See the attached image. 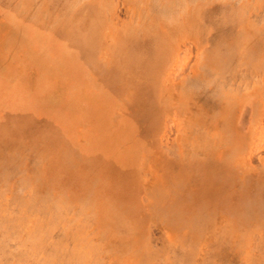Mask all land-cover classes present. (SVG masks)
Segmentation results:
<instances>
[{"label":"rangeland","instance_id":"obj_1","mask_svg":"<svg viewBox=\"0 0 264 264\" xmlns=\"http://www.w3.org/2000/svg\"><path fill=\"white\" fill-rule=\"evenodd\" d=\"M121 2L0 0V264H184L174 259L178 247L193 253L192 264H202L204 252L215 242L221 247L222 261L238 257L241 264H264V156L255 165L246 163L244 148L237 143L235 157L243 160L237 165L230 161L229 149L213 152L216 158L201 150L206 157L197 154L189 159L179 154V137L171 139L169 133L170 145L160 143L167 130L166 118L174 119L177 129L182 126L185 135L190 132L183 125L201 118L205 125L218 123L208 133L219 137L224 134L222 126L230 125L233 132L238 129L242 137L247 128H253L252 149L259 154L264 151L263 84L242 92L233 110L223 99L217 108L204 105L201 111L194 110V95H180L179 100L163 95L162 85L167 73L184 74L204 47L212 45L217 49L204 54L215 53L217 62L207 61L208 54L204 57L214 71L264 69L259 60L264 55V27L262 23L251 25L249 16L251 10L259 13L262 1L160 0L162 5L179 9L170 25L144 14L155 0ZM213 34L217 37L208 43ZM250 53L252 61L248 60ZM211 118L215 123L211 124ZM205 169L210 180L214 170L220 171L215 176L221 187L214 199L211 195L216 188L212 192L196 188ZM247 179L249 186H240ZM57 207L65 209L64 231L55 222ZM42 209H47L46 218H42ZM204 215L210 217L208 226L200 230L195 223ZM9 222L15 230H8ZM42 229L50 231L40 244L36 232ZM230 247L241 253L237 255Z\"/></svg>","mask_w":264,"mask_h":264},{"label":"bare ground","instance_id":"obj_2","mask_svg":"<svg viewBox=\"0 0 264 264\" xmlns=\"http://www.w3.org/2000/svg\"><path fill=\"white\" fill-rule=\"evenodd\" d=\"M14 1V0H13ZM75 1V0H74ZM122 2H123V0H121ZM126 1V0H125ZM156 2H155V4H150V5H148V6H150V7H148L147 9H146V12L144 11V10H142V11H144V14L145 15H147L148 16V14L151 16V19L153 18V19H156V21H157V19H162L164 22H166V23H168L169 25H170V23H171V20L173 19V17L175 16V15H177V11L179 10H177V9H175V8H172V6L173 5H167V4H165L164 2H163V5L161 4L162 2H160V0H155ZM165 1V0H164ZM190 1H195V0H190ZM201 1V0H200ZM234 1V0H233ZM262 1V5H261V10H259V13H258V10L256 9V10H254V11H252L251 10V13H250V19H251V25H253V24H256V25H259L260 23H262V25H263V27H264V0H261ZM17 2V1H16ZM27 2V1H26ZM38 2H39V0H38ZM113 2H114V0H113ZM122 2H121V5H122ZM152 2V1H151ZM167 2V1H166ZM28 3H29V1H28ZM116 3V2H115ZM124 3H126V2H124ZM128 3H129V1H128ZM130 3H131V1H130ZM133 3V2H132ZM169 3V2H168ZM183 3H186V2H183ZM11 4V3H10ZM9 4V5H10ZM71 4H72V2H71ZM118 4V3H117ZM143 4V3H142ZM188 4V3H187ZM193 4V3H192ZM226 5H227V3H225ZM233 4V3H232ZM251 4V3H250ZM124 5L125 4H123V7H124ZM133 5L134 6H137V3L136 2H134L133 3ZM140 5V4H139ZM138 5V6H139ZM189 5V4H188ZM15 6H16V4H15ZM26 7H28V5H25ZM24 6V7H25ZM71 6V5H70ZM73 6V5H72ZM71 6V7H72ZM116 6V5H115ZM120 6V5H119ZM118 6V7H119ZM132 6V5H131ZM130 6V7H131ZM141 6V5H140ZM179 6H181V3H180V5ZM182 6H184V5H182ZM213 6V5H212ZM247 6H248V4H247ZM40 7V6H39ZM70 7V8H71ZM108 7V6H107ZM120 7H122V6H120ZM122 7V8H123ZM143 7V6H142ZM177 7V6H176ZM225 7H227L228 8V6H225ZM231 7V6H230ZM240 7H242V6H239V8ZM249 7V6H248ZM254 7V6H253ZM19 8H20V6H19ZM113 8H114V6H113ZM121 8V9H122ZM136 8H138V7H136ZM179 8V7H178ZM209 7H207L206 9H208ZM218 8H219V6H218ZM222 8V7H221ZM23 9V8H22ZM31 9V8H30ZM39 9V8H38ZM108 9V8H107ZM111 9H112V6H111ZM121 9H119V10H121ZM125 9V8H124ZM127 9V8H126ZM226 9V8H225ZM27 10V9H26ZM40 10V9H39ZM47 10V9H46ZM49 10V9H48ZM52 10V9H51ZM110 10V9H109ZM113 10V9H112ZM118 10V11H119ZM130 10V9H129ZM128 10V11H129ZM180 10H182V8H180ZM209 10H211V8L209 9ZM18 11V10H17ZM116 11H117V9H116ZM127 11V12H128ZM141 11V10H140ZM221 11V10H220ZM38 12V11H37ZM36 12V13H37ZM49 12V11H48ZM109 12V11H108ZM114 12V11H113ZM125 12V11H124ZM131 12H132V10H131ZM182 12V11H181ZM210 12V11H209ZM208 12V13H209ZM225 12V11H224ZM35 13V14H36ZM82 13H83V11H82ZM121 13V12H120ZM221 13V12H220ZM232 13V12H231ZM248 13V12H247ZM49 14H50V12H49ZM58 14V13H57ZM56 14V15H57ZM64 14V13H63ZM113 14V13H112ZM134 14V13H133ZM206 13H204V15H205ZM211 14V13H210ZM213 14V13H212ZM218 14H219V12H218ZM226 14V13H225ZM21 15L22 16H24V14H22L21 13ZM20 15V16H21ZM41 15V14H40ZM121 15V14H120ZM123 15V14H122ZM130 15V14H129ZM179 15H182L181 13H179ZM207 15V14H206ZM216 15V14H215ZM235 15V14H234ZM114 16V15H113ZM141 16V15H140ZM139 16V17H140ZM149 16V17H150ZM36 17V16H35ZM55 17V16H54ZM108 17V16H107ZM122 17V16H121ZM132 17V16H131ZM209 17H211V16H209ZM208 17V18H209ZM212 17H216V16H212ZM211 17V18H212ZM24 18H25V16H24ZM112 18V17H111ZM203 18V17H202ZM206 18V17H205ZM210 18V19H211ZM219 18V17H218ZM217 18V19H218ZM249 18V17H248ZM29 19V18H28ZM41 19H42V17H41ZM115 19V18H114ZM177 19V18H176ZM216 19V20H217ZM235 19V18H234ZM237 19V18H236ZM48 20V19H47ZM59 20V19H58ZM132 20V19H131ZM148 20H150V19H148ZM201 20H203V19H201ZM231 20V19H230ZM233 20V19H232ZM51 21V20H50ZM106 21V20H105ZM151 21V20H150ZM206 21V20H205ZM204 21V22H205ZM211 21V20H210ZM238 21V20H237ZM241 21V20H240ZM239 21V22H240ZM250 21V20H249ZM107 22V21H106ZM130 22V21H129ZM153 22V21H152ZM248 22V21H247ZM42 23V22H41ZM146 23V22H145ZM144 23V24H145ZM234 23V22H233ZM238 23V22H237ZM107 24V23H106ZM136 24V23H135ZM138 24V23H137ZM152 24V23H151ZM154 24H155V22H154ZM235 24V23H234ZM132 25V24H131ZM146 25V24H145ZM158 25V24H157ZM236 25V24H235ZM247 25V24H246ZM50 26V25H49ZM56 26V25H55ZM91 26H93V25H91ZM91 26H89V27H91ZM118 26V25H117ZM123 26H125V23L123 24ZM126 26H127V24H126ZM234 26V25H233ZM232 26V27H233ZM240 26V25H239ZM243 26V25H242ZM249 26V25H248ZM52 27V26H51ZM51 27H49V28H51ZM89 27H87V28H89ZM109 27H110V25H109ZM135 27V26H134ZM148 27V26H147ZM146 27V28H147ZM155 27H156V25H155ZM190 27V26H189ZM44 28V27H43ZM112 28H113V25H112ZM119 28V27H118ZM129 28V27H128ZM143 28V27H142ZM161 28H163V27H161ZM180 28H182V26L180 27ZM191 28V27H190ZM247 28V27H246ZM260 28V27H259ZM132 29H133V27H132ZM139 29H140V27H139ZM165 29V28H164ZM166 29H170L169 27L168 28H166ZM165 29V31H167ZM182 29H185L184 27L182 28ZM194 29V28H193ZM204 29V28H203ZM129 30V29H128ZM178 30V29H177ZM195 30V29H194ZM201 30V29H200ZM261 30V29H260ZM107 31H109V30H107ZM125 31V30H124ZM133 31V30H132ZM141 31V30H140ZM201 31H203V30H201ZM256 31V30H255ZM263 31H264V28H263ZM180 32V31H179ZM184 32V31H183ZM198 32V31H197ZM250 32V31H249ZM166 33V32H165ZM240 33L242 34V32H241V29H240ZM181 34V33H180ZM201 34V33H200ZM203 34V33H202ZM256 34V33H255ZM258 34V33H257ZM140 35V34H139ZM138 35V36H139ZM167 36L169 35V34H166ZM171 35V34H170ZM183 35V34H182ZM185 35H186V33H185ZM238 35V34H237ZM104 36V35H103ZM207 36V35H206ZM251 36V35H250ZM82 37V36H81ZM95 37V36H94ZM110 37V36H109ZM112 37V36H111ZM174 37V36H173ZM180 37V36H179ZM193 37V36H192ZM195 37V36H194ZM212 37H213V40H215L214 38L215 37H217V36H215V34H213V35H211L206 41H208V43H212ZM241 37V36H240ZM252 37V36H251ZM105 38V37H104ZM187 38V37H186ZM202 38V37H201ZM102 39V38H101ZM167 39H168V37H167ZM180 39V38H179ZM197 39V38H196ZM195 39V40H196ZM229 39V38H228ZM232 39V38H231ZM262 39V38H261ZM95 40V39H94ZM99 40H100V38H99ZM169 40H171L170 39V37H169ZM181 40V39H180ZM180 40H178V41H180ZM223 40V39H222ZM234 40V39H233ZM245 41H246V44L248 45L249 43H250V39H244ZM253 40V39H252ZM103 41V40H102ZM159 41H160V39H159ZM172 41H173V39H172ZM198 41V40H197ZM200 41H201V39H200ZM205 41V42H206ZM96 42V44H98V41H95ZM99 42H101V41H99ZM161 42V41H160ZM216 42H218V41H216ZM237 42V41H236ZM235 42V43H236ZM263 42V41H262ZM261 42V43H262ZM103 43H104V41H103ZM109 43V42H108ZM178 43H180V42H178ZM188 44L187 45H189V46H191V47H193L192 46V43H190V42H187ZM200 43V42H199ZM220 43V42H219ZM254 43H257V42H254ZM93 44V43H92ZM253 44V41H251V44H250V46ZM259 44V43H258ZM91 45V44H90ZM95 45V44H94ZM107 45V44H106ZM115 45V44H114ZM194 45V44H193ZM203 45V44H202ZM230 45V44H229ZM103 46V45H102ZM168 46H170V44L168 43ZM180 46L182 47V45H181V43H180ZM199 46V45H198ZM208 46H210V45H208ZM223 46V45H222ZM235 46V45H234ZM233 46V47H234ZM255 46V45H254ZM257 46H260V45H257ZM263 46V45H262ZM95 47V46H94ZM96 47H99L98 45H96ZM204 47V46H203ZM211 47H213V48H211ZM211 47H208V48H205L204 47V50L201 52V57L200 58H197V59H195L196 61H195V63H194V65L191 67H188L187 66V69L185 70V72H184V74H183V71L182 72H174V73H167L162 79H163V81H162V85H163V87H164V94L163 95H167V96H169V95H175L176 97H177V99H179L180 100V95H194V97H192L193 98V101H194V104H195V106L197 107V108H195L194 110L195 111H201V109L204 107V105H206V106H210L211 108L212 107H218V105H219V100H223V99H226L227 100V102H225V104H227V106L229 107V110L231 109V110H233L232 109V107H234L235 108V105L236 104H239L237 101L240 99V95H241V93L242 92H245L246 90H251L253 87H254V85H257V86H260V85H264V80H263V78H264V76H262L263 75V73H264V69H262L261 67L262 66H258V69L256 68V69H254L253 67H248V68H246V67H244V68H235L234 67V69L232 70V72H227V71H224L223 69H222V71H224V72H222V73H219L218 71H219V69H218V71L217 70H213V66L212 65H210L211 63H209V65H207L206 63V60H205V57H204V55H206V54H208V52L210 51V52H212V50L213 49H217V47H214V45H212ZM122 48H124L123 46H122ZM168 48V47H167ZM167 48H165V49H167ZM211 48V49H210ZM240 48H242V47H240ZM244 48V47H243ZM250 48V47H249ZM255 48V47H254ZM99 49V48H98ZM173 49V48H172ZM181 49V48H180ZM208 49V50H207ZM219 49V48H218ZM226 48H224V50H225ZM238 49H239V47H238ZM247 49V48H246ZM261 49V48H260ZM168 51H169V49H167ZM197 50V49H196ZM208 51L206 54H204L205 53V51ZM244 50V49H243ZM259 50V49H258ZM241 51H242V49H241ZM252 51V50H251ZM255 51V50H254ZM260 51V50H259ZM106 53V52H105ZM176 53V52H175ZM198 53V52H197ZM259 53V52H258ZM263 53V52H262ZM104 54V53H103ZM111 54V53H110ZM127 54V53H126ZM181 54V53H180ZM230 54V53H229ZM228 54V55H229ZM233 54V53H232ZM254 54H256V53H254ZM260 54V53H259ZM264 54V53H263ZM123 55V54H122ZM196 55V54H195ZM110 56V55H109ZM174 56V55H173ZM182 56V55H181ZM198 56V55H197ZM222 56V55H221ZM126 57V56H125ZM170 57V56H169ZM215 57H217V55L215 54V53H213V54H208V56H207V61L208 60H211L213 63H215V62H217V60H215L214 58ZM227 57H229L230 58V56H227ZM246 57V56H245ZM104 58V57H103ZM111 58V57H110ZM152 58H153V56H152ZM155 58V57H154ZM159 58H161V57H159ZM178 58V57H177ZM176 58V59H177ZM260 58V57H259ZM117 59V58H116ZM156 59V58H155ZM162 60H163V58H161ZM169 59V58H168ZM171 59H172V57H171ZM179 59V58H178ZM177 59V60H178ZM186 59V58H185ZM184 59V60H185ZM217 59V58H216ZM226 59V58H225ZM127 60V59H126ZM164 60H165V58H164ZM181 60V59H180ZM248 60H250V61H252V60H254V56H253V54H249L248 55ZM259 60H263V63H264V55L259 59ZM114 61V60H113ZM122 61V60H121ZM174 61V60H173ZM114 62H116V61H114ZM160 62L161 63H163L164 61H161L160 60ZM166 62V61H165ZM169 62V61H168ZM168 62H167V64H168ZM171 62V61H170ZM179 62H181V61H179ZM110 63V62H109ZM119 63V62H118ZM125 63V62H124ZM137 63V62H136ZM193 63V62H192ZM219 63V62H218ZM221 63V62H220ZM244 63V62H243ZM108 64V63H107ZM119 64H122V62L121 63H119ZM147 64V63H146ZM170 64V63H169ZM177 64V63H176ZM189 64V63H188ZM233 64V63H232ZM260 64V63H259ZM113 65V64H112ZM126 65V64H125ZM165 65V64H164ZM216 65V64H215ZM231 65V64H230ZM261 65V64H260ZM116 66V65H115ZM163 66V65H162ZM161 66V67H162ZM166 66V65H165ZM180 66H182V65H180ZM225 67V66H224ZM237 67V66H236ZM196 68V70H197V72H195V74H193V72H194V69ZM122 69V68H121ZM161 69V68H160ZM230 69V68H229ZM122 71V70H121ZM163 71V70H162ZM164 71H165V69H164ZM129 72V71H128ZM130 73V72H129ZM128 73V74H129ZM133 73V72H132ZM161 73L162 72H160V75H161ZM164 73V72H163ZM147 74V73H146ZM193 74V75H192ZM143 76H144V74H142ZM133 76V75H132ZM161 77V76H160ZM145 78H147L148 79V77L146 76ZM144 78V79H145ZM171 80H170V79ZM138 79H139V76H138ZM142 79V78H141ZM161 80V79H160ZM152 81H147V83H151ZM160 82V81H159ZM160 86V85H159ZM158 86V88H160ZM151 87H152V85H151ZM153 88V87H152ZM155 89V87L153 88V90ZM157 89V88H156ZM156 89H155V91H156ZM161 89H162V87H161ZM228 89H230V91L228 92V93H226L227 91H228ZM163 90V89H162ZM171 90V91H170ZM227 90V91H226ZM152 91V90H151ZM154 91V92H155ZM226 91V92H225ZM253 93V92H252ZM152 94V93H151ZM156 94H158L157 92H156ZM226 94H227V96H226ZM250 95V94H249ZM173 96L171 97V98H173ZM244 96V95H243ZM246 96V95H245ZM260 96H261V93H260ZM158 97H160V95L158 96ZM163 97V96H162ZM166 97V96H165ZM171 98H169V99H171ZM242 98V97H241ZM248 98V97H247ZM246 98V99H247ZM158 99V98H157ZM173 100V99H172ZM241 100V99H240ZM159 101V100H158ZM259 101H260V99H259ZM167 102H169V100L167 101ZM175 102V101H174ZM178 103H179V101H178ZM178 103H175V105H177ZM181 103V102H180ZM168 104V103H167ZM224 104V103H223ZM259 104V103H258ZM182 105V104H181ZM184 106V105H183ZM239 106V105H238ZM259 106V105H258ZM262 108L264 109V100L262 101ZM178 107V106H177ZM188 107V106H187ZM241 107V106H240ZM165 108V107H164ZM238 108V107H237ZM255 108V107H254ZM253 108V109H254ZM182 109H183V107H182ZM187 109V108H186ZM185 109V110H186ZM180 109H178V111H179ZM211 110V109H210ZM217 110V109H216ZM164 111L167 113V110H166V108L164 109ZM175 112H177V110L175 109L174 110ZM184 111V110H183ZM190 111V110H189ZM190 113V112H189ZM193 114H194V112H192ZM199 113V112H198ZM231 113V112H230ZM257 113V112H256ZM165 114V113H164ZM182 114V113H181ZM185 114H187V112L185 111ZM197 114V113H196ZM245 114V113H244ZM243 114V115H244ZM254 114H255V112H254ZM168 115V114H167ZM177 115V114H176ZM188 115V114H187ZM195 115V114H194ZM173 116V115H172ZM180 116V115H179ZM182 116V115H181ZM189 116V115H188ZM229 116V115H228ZM177 117V116H176ZM206 117V116H205ZM231 117V116H230ZM236 117H237V115H236ZM256 117V116H255ZM171 118V117H170ZM170 118H166V120H165V122H166V126H167V130L165 131L164 129V133L160 136V143H168V145H170V143L168 142L169 141V133H171V134H173V136L171 137V139H178V137L180 138V140H181V153H179L180 155L182 154L183 155V157H189V159H192V158H195V156H197V154H200V156H203V157H206L207 155H202V153H201V150H203V151H205V153L207 152V153H210V157H212V158H216L217 156H215L214 155V153L213 152H216V153H221V152H224L225 150H228L229 149V151H230V153H232V154H229V159H230V161L232 162V163H243V160H239V159H236V152H237V150L239 149V145L237 144V143H239L240 145H241V147L242 148H244V154H246V160H244V162H246V163H254V165L256 164V163H260L261 161V158L260 157H262V156H264V151H261V154H259L258 152H254L253 151V149H252V146H251V144H252V137L254 136V135H256V133L253 131V128H247L246 126V128H247V130L246 131H244V134H243V137L241 136V134H238L239 133V130L237 129H235V131L233 132L232 130V127H230V125H226V126H222L223 128H224V134H222L220 137H219V134H214V135H209V131H210V129L212 128V126L213 127H215L217 124L215 123V119L214 118H211V124L212 123H215V125H205L204 124V122H203V120H201V118H200V120H195L192 124L191 123H189V124H186V125H183L185 128H188L189 129V135H185V133H182V126H181V129L179 130V129H177L176 128V124H175V120L173 119H170ZM187 118V117H186ZM191 118V117H190ZM209 118V117H208ZM235 118V117H234ZM243 118H244V116H243ZM248 118V117H247ZM246 118V119H247ZM259 118V117H258ZM189 119V118H188ZM250 119V118H249ZM253 119V118H252ZM187 120V119H186ZM208 120V119H207ZM217 122H219V121H217ZM262 126H261V128L262 127H264L263 125H264V118H262ZM206 123V122H205ZM165 124V123H164ZM185 124V123H184ZM231 124V123H230ZM165 126V127H166ZM218 126V125H217ZM233 126V125H232ZM164 127V128H165ZM227 128V129H226ZM258 128H260V127H258ZM245 129V128H244ZM184 130H186V129H184ZM261 130V129H260ZM260 130H259V134H261L260 133ZM258 131V130H257ZM186 132H188V131H186ZM233 132V133H232ZM236 132V133H235ZM258 134V133H257ZM258 134V135H259ZM160 135V134H159ZM237 135L240 137L238 140H237ZM257 135V136H258ZM235 138H236V140H235ZM242 138L244 139L243 141L245 142V143H241V141H242ZM262 139V138H261ZM255 140V139H254ZM257 140V139H256ZM172 141V140H171ZM188 142V143H187ZM185 143H187V144H185ZM192 143V144H191ZM262 143V142H261ZM173 144V143H172ZM190 144V145H189ZM262 144H264V143H262ZM163 145V144H162ZM167 145V146H168ZM229 145V146H228ZM255 145H257V143L255 142V144H254V148H255ZM261 146V145H260ZM262 147V146H261ZM163 148V147H162ZM173 149V148H172ZM175 149V148H174ZM247 149V150H246ZM257 149H259V148H257ZM262 149V148H261ZM172 151V150H171ZM158 152H159V150H158ZM167 153H168V151H167ZM170 154H169V156H173V154H172V152H169ZM31 154V153H30ZM157 154V153H156ZM18 155V154H17ZM19 156V155H18ZM161 156V155H160ZM34 157V156H33ZM157 157H159V156H157ZM228 157V156H227ZM30 159V158H29ZM243 159H244V157H243ZM23 160V159H22ZM31 160H32V158H31ZM33 160H34V158H33ZM32 160V162H35L36 161V158H35V160L33 161ZM38 160V159H37ZM204 160H206L207 162H208V158H204ZM228 160V159H227ZM38 162V161H37ZM37 162H35V163H37ZM23 163V162H22ZM34 163V164H35ZM236 163V164H237ZM38 164V163H37ZM36 164V165H37ZM238 165V164H237ZM149 167V166H148ZM163 167V166H162ZM239 168H240V166H238ZM256 167V166H255ZM14 168V167H13ZM147 168V167H146ZM248 168H250V167H248ZM14 169H16V168H14ZM13 169V170H14ZM12 170V171H13ZM144 170V169H143ZM147 170V169H146ZM221 170V169H220ZM20 171V170H19ZM207 171V169H205V170H203L202 171V177L198 180V184L196 185V188H199V189H203L204 191H208V192H212V191H214L215 189L214 188H216V190H215V192H214V194H212L211 195V197H212V199H214L215 197H213V195H217L218 194V192H219V189H220V184H218L219 183V181H218V179L216 178V174H218V173H220V171H218V173H217V170H214V178H212L211 180H212V183H211V180H210V177H209V174H208V172H206ZM249 171V170H248ZM262 171V170H261ZM143 172V171H142ZM247 172V171H246ZM20 173V172H19ZM147 173V172H146ZM256 173V172H255ZM254 173V174H255ZM262 173H263V171H262ZM261 174V173H260ZM144 176V175H143ZM146 176V175H145ZM260 176V175H259ZM262 176H264V174H262ZM16 177V176H15ZM20 177V176H19ZM22 177H23V175H22ZM21 177V178H22ZM144 178V177H143ZM149 178V177H148ZM154 178V177H153ZM260 178H262V177H260ZM11 180V179H10ZM143 180V179H142ZM23 181V180H22ZM30 181V180H29ZM264 181V180H263ZM20 182V181H19ZM27 182V181H26ZM228 182V181H227ZM239 182V181H238ZM237 182V183H238ZM30 183H31V181H30ZM13 184V183H12ZM29 184V183H28ZM144 184V183H143ZM229 184V187H230V185H231V183H228ZM240 186H243V187H246V186H249V179H247V181H242L241 183H240ZM0 187H2V186H0ZM11 187V186H10ZM28 187V186H27ZM143 188H145V187H143ZM144 190V189H143ZM2 191V190H1ZM11 191V190H10ZM13 192V191H12ZM217 192V193H216ZM13 194V193H12ZM14 194H16L15 193V191H14ZM2 195V194H1ZM19 198V197H18ZM103 198H106V197H103ZM21 199V198H20ZM19 200V199H18ZM24 197H23V202H24ZM55 200V199H54ZM85 200V199H84ZM106 200H107V198H106ZM86 201V200H85ZM84 201V202H85ZM96 201V200H95ZM108 201V200H107ZM29 201H27V203H28ZM77 202H79V201H77ZM138 202H141L140 200L138 201ZM144 202V201H143ZM17 203V202H16ZM22 203V202H21ZM42 203V202H41ZM59 203H61V202H59ZM65 203V202H64ZM64 203H62V204H64ZM89 203V202H88ZM1 204V203H0ZM20 204V203H19ZM18 204V205H19ZM34 204V203H33ZM43 204V203H42ZM77 204V203H76ZM29 205V204H28ZM65 205V204H64ZM81 205H86V204H81ZM79 206H80V204H79ZM143 206V205H142ZM10 207V206H9ZM18 207V206H17ZM28 207H30V206H28ZM81 207V206H80ZM85 207V206H84ZM1 208V207H0ZM3 208V207H2ZM5 208H8V207H5ZM5 208H4V210H5ZM148 208V207H147ZM18 209H20L19 207H18ZM88 210H89V208H87ZM142 209V208H141ZM65 209H62V208H59V207H57V214H56V219H55V222L58 224V226H59V228H61L63 231H64V229L65 228H67V222H65L64 221V213H63V211H64ZM119 210V209H118ZM24 211V210H23ZM47 211V209H42V218H46V214H44L45 212ZM146 212V211H145ZM231 212V211H230ZM3 213H4V211H3ZM23 213V212H22ZM25 213V212H24ZM21 214V213H20ZM19 214V215H20ZM26 214V213H25ZM49 214H51L50 212H49ZM81 214V213H80ZM1 215H3V214H1ZM11 215V214H10ZM36 216V215H35ZM78 216V215H77ZM92 216H90V218H91ZM116 217V216H115ZM212 217V216H211ZM233 217V216H232ZM82 218H83V216H82ZM93 218V217H92ZM200 218V217H199ZM210 217H209V215L207 216V215H204L203 216V218H201L197 223H195V226H196V228H199L200 230H202V228H205L206 226H208V219H209ZM215 218H216V216H215ZM69 219V218H68ZM123 219V218H122ZM121 219V220H122ZM156 219V218H155ZM76 220V219H75ZM85 220V219H84ZM127 220V219H126ZM226 220V219H225ZM92 221V220H91ZM118 221V220H117ZM125 221V220H124ZM172 221H174L173 219L171 220V222ZM194 221H195V219H194ZM220 221V220H219ZM218 221V222H219ZM222 221V220H221ZM239 221V220H238ZM47 222V221H46ZM74 222V221H73ZM87 222V221H86ZM114 222H115V220H114ZM122 222V221H121ZM241 222V221H240ZM10 223V222H9ZM7 224L8 225V230H15V225L14 224H12V223H10V224ZM88 223V222H87ZM126 223V222H125ZM128 223V222H127ZM150 223V222H149ZM222 223H223V221H222ZM56 224V225H57ZM82 224V223H81ZM91 224V223H90ZM187 224V223H186ZM262 224V223H261ZM75 225V224H74ZM152 225H153V223H152ZM216 225V224H215ZM222 225V224H221ZM232 225V224H231ZM77 226H79V224L77 225ZM126 226V225H125ZM156 226V225H155ZM187 226H189V225H187ZM217 226V225H216ZM124 227V226H123ZM122 227V224H121V228H123ZM235 227V226H234ZM19 228V227H18ZM93 228H94V226H93ZM119 229H120V227H118ZM188 228V227H187ZM210 228H212V227H210ZM236 228V227H235ZM24 229V228H23ZM59 230V231H61V233H62V230ZM189 229V228H188ZM50 230L49 229H42V230H38L36 233H37V235H38V237L40 238V239H38V243H40V244H42V242H41V240H44V238H45V235L49 232ZM69 231V230H68ZM77 231H79V230H77ZM91 231V230H90ZM160 231V230H159ZM213 230H211V232H212ZM258 231H259V229H258ZM70 232V231H69ZM74 232V231H73ZM119 232H121V231H119ZM135 232V231H134ZM151 232V231H150ZM216 232V231H215ZM66 233V232H65ZM91 233V232H90ZM154 233V232H153ZM160 233H162V232H160ZM257 233V232H256ZM58 234V233H57ZM74 234H75V232H74ZM93 234V233H92ZM259 234V233H258ZM77 235V234H76ZM95 235V234H94ZM151 235V234H150ZM57 236V235H56ZM75 236V235H74ZM98 236V235H97ZM156 236V235H155ZM96 237V236H95ZM95 237H94V239H95ZM199 237V236H198ZM213 237V236H212ZM42 238V239H41ZM51 238V237H50ZM67 238V237H66ZM102 238V237H101ZM151 238V237H150ZM251 238V237H250ZM48 239V238H47ZM62 239V238H61ZM175 239V238H174ZM11 240V239H10ZM52 240H53V238H52ZM51 240V241H52ZM57 240H58V237H57ZM77 240V239H76ZM80 240V239H79ZM84 240V239H83ZM155 240V239H154ZM162 240V239H161ZM173 240V239H172ZM176 240V239H175ZM212 240V239H211ZM49 241V240H48ZM56 241V240H55ZM59 241V240H58ZM73 241H75V240H72V242ZM78 241V240H77ZM89 241H90V239H89ZM102 241V240H101ZM174 241V240H173ZM179 241V240H178ZM187 241V240H186ZM199 241V240H198ZM230 241H232L231 239H230ZM63 242H65V241H63ZM71 242V243H72ZM79 242V241H78ZM77 242V243H78ZM83 242V241H82ZM135 242V241H134ZM163 242V241H162ZM166 242V241H165ZM185 242V240L183 241V243ZM204 242V241H203ZM70 243V244H71ZM97 243V242H96ZM101 243V242H100ZM161 243V242H160ZM160 243H159V245H160ZM85 244H86V242H85ZM88 244V243H87ZM99 244V243H98ZM103 244V243H102ZM102 244H100V245H102ZM141 244V243H140ZM180 244H182V243H180ZM90 245V244H89ZM172 245V244H171ZM205 245V244H204ZM56 246H60V245H56ZM68 246V245H67ZM78 246V245H77ZM95 246V245H94ZM135 246V245H134ZM140 246V245H139ZM47 247V246H46ZM54 247V246H53ZM62 247V246H61ZM175 247V246H174ZM63 248H64V246H63ZM93 248H96V247H93ZM92 248V249H93ZM99 248V247H98ZM138 248V247H137ZM142 248V247H141ZM190 248V247H189ZM206 248V247H205ZM238 248V247H237ZM9 249V248H8ZM62 249V248H61ZM134 249V248H133ZM157 249H158V247H157ZM163 249V248H162ZM161 249V250H162ZM72 250V249H71ZM81 250V249H80ZM135 250V249H134ZM153 250V249H152ZM204 250V249H203ZM236 247H230V251H234L237 255L239 254V253H241V251H239V252H236ZM264 250V249H263ZM61 251V250H60ZM73 251H74V248H73ZM100 251V250H99ZM136 251V250H135ZM151 251V250H150ZM149 251V253H151ZM98 252V251H97ZM132 253L134 252V251H131ZM136 252H140L139 250L138 251H136ZM135 252V253H136ZM41 253V252H40ZM74 253V252H73ZM76 253V252H75ZM129 253V252H128ZM132 253H131V255H132ZM82 254V253H81ZM99 254V253H98ZM140 254V253H139ZM138 254V255H139ZM142 254V253H141ZM201 254V253H200ZM217 254H218V256H217ZM56 255H58V254H56ZM103 255V254H102ZM130 255V254H129ZM135 255V254H134ZM145 255V254H144ZM166 255V254H165ZM198 255V254H197ZM204 257L202 258V264H241L240 263V261L238 260V257L235 259V260H233V261H230V262H228V261H222V256H221V247H220V245H219V242H215L213 245H210V248L206 251V252H204ZM211 255H213V257H211ZM7 256V255H6ZM43 256V255H42ZM136 256V255H135ZM146 256V255H145ZM149 256V255H148ZM192 256H193V253L191 252V251H189V250H187V249H185L184 247H178V249H177V251H176V254H175V257L176 258H174L177 262H179V263H183L184 262V264H192V262H191V259H192ZM217 256V257H216ZM98 257V256H97ZM115 257V256H114ZM166 257V256H165ZM200 257V256H199ZM1 258H4V256L3 257H1ZM45 258V257H44ZM55 258V257H54ZM101 258V257H100ZM107 258H108V256H107ZM112 258V257H111ZM116 258V257H115ZM118 258V257H117ZM122 258V257H121ZM129 258V257H128ZM169 258H170V256H169ZM225 258H227V256H225ZM18 259V258H17ZM53 259V258H52ZM85 259V258H84ZM106 259V258H105ZM195 259V258H194ZM217 259V260H216ZM255 259V258H254ZM6 260H8V262H9V259H6ZM69 260H71V259H69ZM107 260V259H106ZM115 260V259H114ZM163 260V259H162ZM167 260V259H166ZM172 260V259H171ZM263 260V259H262ZM27 261H29V260H27ZM44 261V260H43ZM54 261V260H53ZM87 261V260H86ZM111 261H112V259H111ZM116 261V260H115ZM125 261V260H124ZM127 261V260H126ZM132 261V260H131ZM236 261H238V262H236ZM264 261V260H263ZM51 262V261H50ZM60 262V261H59ZM88 262V261H87ZM136 262V261H135ZM158 262V261H157ZM195 262V261H194ZM19 263V262H18ZM28 263V262H27ZM72 263H74L73 261H72ZM96 263H98V262H96ZM101 262H99V264H100ZM129 263V262H128ZM164 263V262H163ZM198 263V262H197ZM20 264V263H19ZM38 264H41V263H38ZM77 264V263H76ZM89 264H90V262H89ZM95 264V263H94ZM113 264V263H112ZM119 264H121V263H119ZM132 264V263H131ZM174 264V263H173ZM196 264V263H195Z\"/></svg>","mask_w":264,"mask_h":264}]
</instances>
